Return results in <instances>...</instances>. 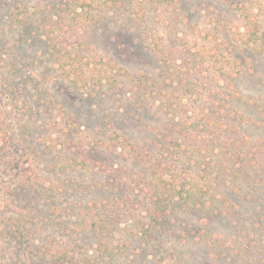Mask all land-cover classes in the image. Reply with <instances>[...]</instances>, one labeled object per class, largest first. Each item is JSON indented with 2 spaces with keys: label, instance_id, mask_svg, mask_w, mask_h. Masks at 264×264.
<instances>
[{
  "label": "rangeland",
  "instance_id": "obj_1",
  "mask_svg": "<svg viewBox=\"0 0 264 264\" xmlns=\"http://www.w3.org/2000/svg\"><path fill=\"white\" fill-rule=\"evenodd\" d=\"M231 83L242 137L264 142V0H0V264H264V177L229 189L225 216L169 207L149 227L158 198L130 149Z\"/></svg>",
  "mask_w": 264,
  "mask_h": 264
},
{
  "label": "trees",
  "instance_id": "obj_2",
  "mask_svg": "<svg viewBox=\"0 0 264 264\" xmlns=\"http://www.w3.org/2000/svg\"><path fill=\"white\" fill-rule=\"evenodd\" d=\"M233 5L242 10L245 19L253 27L244 43L260 46V25L252 20L249 6L239 1ZM106 79L108 88L117 83L116 77L108 76ZM130 81L135 89L132 90L140 92L138 95L146 94V98L156 99L155 90L149 92L144 83L132 79ZM232 83L229 96L214 99L210 102L211 108L205 112L198 110L195 115L188 116V110L183 107L178 114L171 112L178 108H170L172 117L160 134L161 140L154 147L130 146L150 170L147 197L158 198L148 210L151 219L149 227L162 229L170 222L172 217L168 215L169 207L175 210L179 207L185 210L197 209L208 215L225 216L236 207L228 195L229 189L240 193L242 184L255 183L264 177V142L249 144L242 137L238 124L251 121V118L236 108L233 102L236 99L248 100L233 89ZM167 155L183 165V170L177 171L172 160V172L167 176L161 168ZM93 224L98 225L96 222ZM98 229L106 230L107 222L99 224ZM104 249L111 251L107 246ZM59 258L66 263L67 253Z\"/></svg>",
  "mask_w": 264,
  "mask_h": 264
}]
</instances>
